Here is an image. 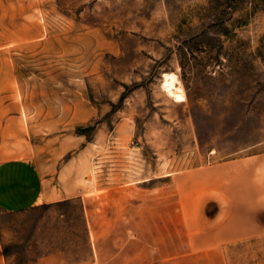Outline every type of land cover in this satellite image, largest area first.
I'll list each match as a JSON object with an SVG mask.
<instances>
[{"label": "rangeland", "instance_id": "rangeland-1", "mask_svg": "<svg viewBox=\"0 0 264 264\" xmlns=\"http://www.w3.org/2000/svg\"><path fill=\"white\" fill-rule=\"evenodd\" d=\"M0 105L25 107L17 151L88 190L0 211L9 264H217L189 246L264 155V0H0ZM226 263L264 264V235Z\"/></svg>", "mask_w": 264, "mask_h": 264}, {"label": "crops", "instance_id": "crops-1", "mask_svg": "<svg viewBox=\"0 0 264 264\" xmlns=\"http://www.w3.org/2000/svg\"><path fill=\"white\" fill-rule=\"evenodd\" d=\"M22 112H25V107L21 105H0V211L6 214L25 213L46 204L75 200L84 202L88 190L82 185L83 176L69 168L46 169L30 158L28 153L16 150L17 140L22 144L29 138ZM260 170L264 173V155L247 161L246 169L232 172L236 173L237 192L241 195L232 210V218L206 220L202 229L203 238L189 246L199 250L198 255L210 261L217 259V264H227L230 246L264 235V223L258 219L264 210V201L259 203V196L264 198V177L257 197L253 196V184L258 183L256 177ZM175 255L167 252L162 254L166 261ZM67 257L65 251L56 250L39 256L34 264H70ZM0 264H9L1 234Z\"/></svg>", "mask_w": 264, "mask_h": 264}, {"label": "bare ground", "instance_id": "bare-ground-1", "mask_svg": "<svg viewBox=\"0 0 264 264\" xmlns=\"http://www.w3.org/2000/svg\"><path fill=\"white\" fill-rule=\"evenodd\" d=\"M164 78L168 91H171L175 95V98H181L179 94L183 93V87L179 83L177 84L174 76L166 73Z\"/></svg>", "mask_w": 264, "mask_h": 264}]
</instances>
